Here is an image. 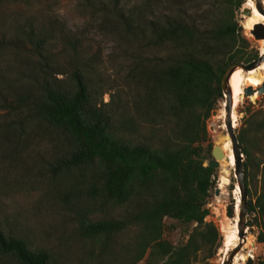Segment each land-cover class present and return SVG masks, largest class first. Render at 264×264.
Wrapping results in <instances>:
<instances>
[{
	"label": "trees",
	"instance_id": "trees-1",
	"mask_svg": "<svg viewBox=\"0 0 264 264\" xmlns=\"http://www.w3.org/2000/svg\"><path fill=\"white\" fill-rule=\"evenodd\" d=\"M42 1L24 3L28 10ZM207 1L199 18L179 7L167 12L175 0H160L150 14L144 6L126 12L122 0H106L99 8L103 22L162 52L133 62L136 93L119 106L102 101L106 91L86 77L78 61L68 73L59 68L52 36L45 26H35L33 15L11 25L16 39L0 27V57L10 52L27 68L18 73L23 89L13 94L11 105H25L38 122L67 140L65 153L49 162L47 171L73 181L64 202L75 215L78 234L90 243L87 261L69 260L0 224L1 263L215 264L223 236L205 220L215 182L214 169L204 165L213 146L207 120L223 100L225 70L256 59L258 50L236 17L247 0ZM68 40L76 59L82 44ZM6 72L0 68V84L8 87ZM240 111L246 225L257 228L256 242L264 244V107L249 102ZM235 214L232 200L227 215ZM178 227L183 231L175 241Z\"/></svg>",
	"mask_w": 264,
	"mask_h": 264
},
{
	"label": "rangeland",
	"instance_id": "rangeland-1",
	"mask_svg": "<svg viewBox=\"0 0 264 264\" xmlns=\"http://www.w3.org/2000/svg\"><path fill=\"white\" fill-rule=\"evenodd\" d=\"M90 1L93 2L91 8L84 0H43L27 10L24 0H3L0 5L1 33L5 32L8 38H15L11 25L23 24L25 18H32L30 15H33L35 26H45L52 36L51 50L59 68L68 73L72 69V62L78 61L86 68V77L101 84L106 91L102 96L104 103L111 100L113 106L123 105L136 93L131 76L133 62L142 55L151 57L162 52L148 47L145 41L128 39L116 31L113 24L103 22L102 13H98V10L106 0ZM159 1L122 0V3L126 12L139 11L144 6L146 9L142 10L150 14ZM189 1L175 0L176 5L169 6L167 12L171 13L179 7L186 11L187 16L199 18L208 7L207 0H193L192 4ZM243 6L236 12L242 27L245 18L241 14ZM244 34L250 40L251 47L257 50L260 47L262 52L261 46L256 44L247 30ZM68 37L77 38L82 44L79 50L83 53H76V59H73L75 52L71 51L69 44H65L66 41L69 42ZM9 54L11 53H1L0 57V68L7 71L5 80L12 83L8 87L5 86L8 83L0 84V92L3 91L0 93V224L4 229L22 235L36 246L51 250L69 260L87 261L90 243L86 244V240L78 234L75 215L63 197L69 192L73 181L59 175L53 176L47 171L48 163L65 153L67 140L38 122L25 105H11L15 100L13 94L23 89L17 80L18 73L27 71V68L21 58L14 59ZM25 55L26 52L20 54L22 57ZM57 77L61 78L62 75ZM249 102L256 108L264 107V94L257 93L254 99L248 96L240 101L234 112L237 117V126L234 128L236 134L243 116L240 110ZM215 111L216 114H211L207 120L208 135L213 146L219 145L224 155L219 159L220 167L214 169L215 182L211 185V196L207 204L209 215L205 220L213 221L223 236V244L213 258L215 264H221L222 259L232 249L230 238L233 236L237 218L236 214L234 218L227 215V207L233 200L237 211L242 192L236 186L234 167L227 160L232 145L225 126L223 100ZM208 160L204 165H207ZM217 187L219 194L215 193ZM245 189L247 204L248 191ZM221 223L225 226L228 223L229 227L224 229ZM182 231L181 227L176 228L172 239H180ZM256 231V227H246V236L250 243L247 249L241 250V254L251 252L254 264H260L264 257V244L256 242ZM246 259L241 258L237 264H244Z\"/></svg>",
	"mask_w": 264,
	"mask_h": 264
},
{
	"label": "water",
	"instance_id": "water-1",
	"mask_svg": "<svg viewBox=\"0 0 264 264\" xmlns=\"http://www.w3.org/2000/svg\"><path fill=\"white\" fill-rule=\"evenodd\" d=\"M255 7L257 11L264 16V0H254ZM241 14L245 17L251 16L252 9L249 7L243 6L241 9ZM250 35L253 37L255 41L264 40V24L263 23H256L253 25L252 29L250 30ZM264 63V53L260 51V47L258 48V57L246 64H231L224 72L221 78V91L223 97V104L225 107V125L227 134L232 143V149L235 156V165H234V176L236 178L237 186L241 190V199L238 203V211H237V235L243 241L246 239V219L248 218L246 214V202H245V185L243 183L242 177V167H241V151L240 146L238 143L237 134L234 131V127L232 124V109H233V95L232 90L230 88L229 80L230 76L236 69H241L244 72H247L253 68L258 67L260 64ZM258 94H264V83L257 88ZM254 93L252 87H245L244 88V97H248ZM212 114H216L214 110ZM224 155L221 147L219 145H214L211 150V158L207 161V165L215 170L220 167L219 159L222 158ZM219 188H215V193L219 194ZM255 243L252 244L254 246ZM241 245L237 244L234 248L230 250L228 255L224 257L221 261V264H232L233 259L241 250ZM244 264H254L253 255L248 256Z\"/></svg>",
	"mask_w": 264,
	"mask_h": 264
},
{
	"label": "bare ground",
	"instance_id": "bare-ground-1",
	"mask_svg": "<svg viewBox=\"0 0 264 264\" xmlns=\"http://www.w3.org/2000/svg\"><path fill=\"white\" fill-rule=\"evenodd\" d=\"M244 6L245 7H249V8L252 9L251 16L245 17L243 19V21H242L243 27L249 33L250 30L252 29L253 25H255L256 23H263L264 24V16L261 15L257 11V9L255 7V4H254V0H247L244 3ZM255 42H256L257 45L261 46V48L263 49L262 53H264V40H259V41H255ZM263 83H264V63L260 64L258 67L253 68V69H251V70H249L247 72H244L241 69H236L232 73V75L230 76L229 84H230V88L232 90V95H233L232 124H233L234 128L237 126V119H236L237 117H236L234 112L237 109V106L240 103V101L244 98V88L245 87H252L253 88L254 93L252 95H250L249 98L254 99V98L257 97V91H256L257 88L259 86H261ZM231 145H232V143H231ZM231 150L228 153L227 160H228L229 165L231 167H234V165H235V156H234L233 149H231ZM238 191H239V187H238ZM219 207H220V205H219ZM237 211H238V205H237ZM237 211H236V215H237ZM228 220H229V218H228ZM236 220H237V218H236ZM221 225H222V227L224 229H225V227L226 228L229 227L228 223H227L226 226L223 223H221ZM228 233H229V231H227V234ZM231 237H232V238H230V240H231V248H234L237 244H240L242 246L241 250L247 249V247H248V245L250 243V239L247 236L246 239H244L242 241L237 235V226L235 227L233 236H231ZM241 250L234 257L232 264H237V263H239L241 258H245V257L248 258V256L252 255L251 252H249V254L246 253L245 255H243V254H241Z\"/></svg>",
	"mask_w": 264,
	"mask_h": 264
}]
</instances>
